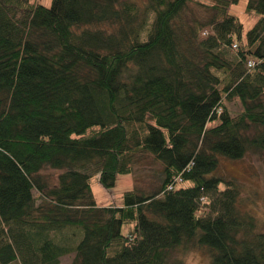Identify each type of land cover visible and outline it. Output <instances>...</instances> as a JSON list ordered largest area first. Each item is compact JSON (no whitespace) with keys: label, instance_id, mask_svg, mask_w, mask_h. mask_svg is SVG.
I'll list each match as a JSON object with an SVG mask.
<instances>
[{"label":"trees","instance_id":"obj_1","mask_svg":"<svg viewBox=\"0 0 264 264\" xmlns=\"http://www.w3.org/2000/svg\"><path fill=\"white\" fill-rule=\"evenodd\" d=\"M239 1L0 0V264H264L218 173L264 155V0L247 30ZM148 160L155 188L98 205L91 178Z\"/></svg>","mask_w":264,"mask_h":264},{"label":"rangeland","instance_id":"obj_2","mask_svg":"<svg viewBox=\"0 0 264 264\" xmlns=\"http://www.w3.org/2000/svg\"><path fill=\"white\" fill-rule=\"evenodd\" d=\"M44 5H50L52 0H32ZM246 0H240L238 4L230 7L231 11L236 13L244 23V30H247L256 19L255 14L245 11ZM211 32V27H208ZM206 35V33H203ZM228 110L235 114L241 110V103L235 99L228 101ZM156 164L154 162L145 161L138 165L137 179L135 173L119 174L116 177L113 186L106 187L99 182L94 176L91 187L95 200L98 205L121 204L123 193L126 190L141 187L145 190L153 189L158 184V178L153 173ZM50 174H56L54 170H47ZM218 173L232 176L237 179L241 187V203L245 209L251 211L257 219L260 228L264 230V155L250 151L247 152L242 159L222 160L218 168ZM128 225H124V231ZM74 253L63 255L59 264H69L72 261ZM185 264H211L209 254L200 249H192L185 253Z\"/></svg>","mask_w":264,"mask_h":264}]
</instances>
